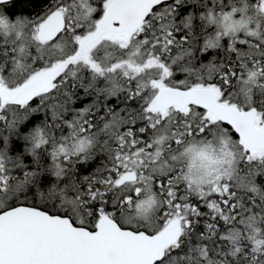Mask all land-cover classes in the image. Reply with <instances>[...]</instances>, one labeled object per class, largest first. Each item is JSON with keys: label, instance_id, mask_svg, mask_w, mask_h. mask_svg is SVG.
<instances>
[{"label": "snow or ice", "instance_id": "snow-or-ice-1", "mask_svg": "<svg viewBox=\"0 0 264 264\" xmlns=\"http://www.w3.org/2000/svg\"><path fill=\"white\" fill-rule=\"evenodd\" d=\"M0 0V264H264V0Z\"/></svg>", "mask_w": 264, "mask_h": 264}, {"label": "trees", "instance_id": "trees-1", "mask_svg": "<svg viewBox=\"0 0 264 264\" xmlns=\"http://www.w3.org/2000/svg\"><path fill=\"white\" fill-rule=\"evenodd\" d=\"M9 12L14 15L31 16L40 11L38 0H13Z\"/></svg>", "mask_w": 264, "mask_h": 264}, {"label": "water", "instance_id": "water-1", "mask_svg": "<svg viewBox=\"0 0 264 264\" xmlns=\"http://www.w3.org/2000/svg\"><path fill=\"white\" fill-rule=\"evenodd\" d=\"M13 1V0H12Z\"/></svg>", "mask_w": 264, "mask_h": 264}]
</instances>
